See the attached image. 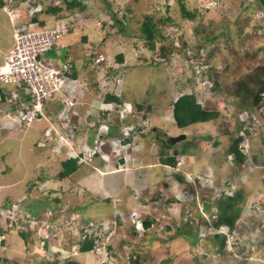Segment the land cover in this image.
Instances as JSON below:
<instances>
[{"label": "rangeland", "instance_id": "374dc122", "mask_svg": "<svg viewBox=\"0 0 264 264\" xmlns=\"http://www.w3.org/2000/svg\"><path fill=\"white\" fill-rule=\"evenodd\" d=\"M17 1L22 23L33 15L49 25L57 20L69 23L71 31L63 40L67 47L56 45L45 56L74 62L77 93L88 86L102 109L108 104L107 92L132 105L121 104L115 108L121 111L103 114L88 102L64 122L59 101L58 106L49 102L46 108L55 113L45 112L53 121L46 127L44 116L30 124L12 118L20 106L13 104L12 96L7 99L4 89L0 202H14L23 216L31 217L27 223L18 222L16 216L17 224L0 227V264H64L71 256L82 264H132L133 259L142 264H264V101L263 113L252 111L262 124L254 121L244 138L249 144L245 166L236 167L226 153L237 132L244 134L243 127L252 122L248 110L256 88L264 82V12L256 1L186 0L188 7L198 9L193 20L181 16L177 0H84L83 8H64L60 14L44 9L49 0ZM145 14L156 15L161 26L153 51L138 36ZM161 16L167 21H160ZM13 34V21L0 7V64L13 46ZM195 52L208 60L202 67ZM120 53L123 61L118 59ZM98 54L105 56L101 63L94 62ZM210 65L211 77L201 79V70ZM88 89L83 88L86 98ZM190 92L205 108L218 109L220 116L178 127L170 110L179 95ZM110 124H121L120 137L125 141L113 143L108 138ZM181 135L186 137L176 140ZM173 147L185 155L184 165L176 164L178 169L156 165L152 170L146 163ZM77 155V172L59 179L61 161ZM108 171H119L121 179L116 173L108 177L121 182V195H108L109 186L94 189ZM152 172L155 177L150 181ZM237 187H243L246 200L232 236L237 245L230 238L228 247L217 252L208 239L215 229L205 225L212 220L204 203L215 212L220 193L231 194ZM138 195L148 203L142 210L131 209ZM140 212L142 220L153 221L149 229L137 231L131 223L129 216ZM117 215L122 219L114 226ZM88 223H102L99 250L80 252L74 246H80L79 230Z\"/></svg>", "mask_w": 264, "mask_h": 264}, {"label": "built area", "instance_id": "2783aa9c", "mask_svg": "<svg viewBox=\"0 0 264 264\" xmlns=\"http://www.w3.org/2000/svg\"><path fill=\"white\" fill-rule=\"evenodd\" d=\"M4 2L3 8L13 21L14 34L13 46L0 64V85L7 90V99L12 96L10 100L14 98L13 104L16 103L17 107L20 106L14 118L19 123L22 119L30 124L45 115L46 104L55 101L58 106L59 101L62 107L63 119H67L83 95V88L82 92L77 93L76 79L71 76L72 64L70 62L65 61L59 65L55 64L47 59L45 52L59 45L61 40L70 33L69 23L57 20V23L52 25L47 24L46 21L42 24L40 20L32 21V17L28 22L22 23L19 22L21 19L20 4L18 5L16 0H4ZM34 12L35 10H32V14ZM34 24L38 26L32 27ZM104 59L105 56L99 54L95 59V63H100ZM263 95L259 100L257 109L260 113L263 111L261 105L264 101ZM248 113L252 114L250 115L252 116V122L250 121V124L245 126L244 129L251 131L254 127V121L257 126L262 122L257 120L253 113L249 111ZM240 148L246 153L249 152V144L245 140L240 143ZM21 213L22 211L18 209L15 203L11 207L0 205V224H17L16 221L19 218L15 220V217L22 215ZM96 229L97 225L90 223L89 225H83L79 231L83 239L88 236L95 237L97 241L95 249L99 250L100 245L98 246V244L101 232L100 229ZM237 230V228L233 230L227 241L233 238L232 236ZM235 241L238 240L233 241L234 245H237ZM228 245L229 243L226 247ZM231 245L233 246V243ZM74 249H77V246H74ZM104 249L106 250L105 256H107L109 253L108 247L106 246Z\"/></svg>", "mask_w": 264, "mask_h": 264}, {"label": "trees", "instance_id": "16d2710c", "mask_svg": "<svg viewBox=\"0 0 264 264\" xmlns=\"http://www.w3.org/2000/svg\"><path fill=\"white\" fill-rule=\"evenodd\" d=\"M48 4H46V11L50 13H59L64 10V8L74 9L76 7L83 8L86 5V1L84 0H58L56 3V0H49ZM257 3V6L260 10L264 12V0H255ZM179 5V11L181 16L184 19L187 20H193L195 17L199 14L197 8H191L187 6L186 0H177ZM4 4L3 0H0V7H2ZM145 17L143 18V21L141 22L140 28H139V37H142L149 47L150 50H156V39L160 36L161 26L157 22V16L154 14H145ZM160 21H167L166 16H161ZM158 19V20H159ZM32 21H39L38 17L35 15L31 18ZM40 23L44 24L45 20H40ZM124 24V23H123ZM125 25V24H124ZM185 44V43H184ZM164 46L162 45L160 47L161 50L164 51ZM194 56L199 58L198 59V65L203 66L206 64V59L201 58L200 52H195ZM118 59L120 61H123L124 57L123 54H118ZM72 64L71 66V76L73 78L78 77V69L74 62H70ZM207 66V65H206ZM202 69V68H201ZM211 70H213V66L210 65L208 67H204L202 71V78L203 77H211ZM215 83V82H214ZM215 88V86H213ZM264 92V82H262L257 88L256 93L254 95V102L251 108H249V112L253 111L254 108L256 110L258 109L259 99L262 98V94ZM8 95V94H7ZM6 95L4 93V87L0 85V99L2 101H5ZM28 98V97H27ZM104 100L107 102H115V103H121V97L114 92H107L105 94ZM138 109H143V105L138 103L137 104ZM148 108H151L150 105H148ZM172 112L173 116L176 122V125L180 128L187 127L191 125L192 123L196 122H206V121H212L214 119H217L220 116V111L218 109H208L203 106V104L198 100L195 93H183L177 97V99L173 102L172 106ZM246 134H250V131L248 129L244 130ZM118 134V133H114ZM244 139V135L238 134V136L234 137L230 144L226 148V153L231 154L233 156L232 162L236 167L242 166V163H244L246 160L249 159V156L246 152H244L240 148V142ZM91 142V139L89 140ZM254 159L258 160V156L256 154H253ZM80 166L79 162V156H71L68 158H65L61 161V168L57 174L59 179H64L66 177H69L74 172L77 171V169ZM56 201H58L57 198H55ZM245 193L243 187H237L233 190L231 194H226L224 192L220 193V195L217 197L216 200V210L215 212L211 210V205L208 202L204 203V209L207 211L210 215V218L212 221L205 222L206 227H213L216 229L220 228H226L228 231L231 232L234 227L236 226V223L238 219L240 218L242 211L244 209V203H245ZM4 206H9L10 202L3 201ZM264 204V202H263ZM32 213V211H31ZM35 213L33 212L32 215ZM31 217L28 216L27 219ZM30 220V219H29ZM152 221L145 220L144 225L146 227H149L151 225ZM0 227L1 224H0ZM21 236L26 237L25 231H21ZM210 240L211 246L216 249L217 252H223L226 241H227V234L225 232L216 231L211 236L208 237ZM95 247V239L92 236L86 237L84 240L83 238L80 240V247L79 250L81 252H88L91 251ZM58 253H62L58 251ZM57 260H54V263ZM132 264H142L138 259L131 260ZM59 264V261H58ZM64 264H82L76 257L71 256L70 258H67Z\"/></svg>", "mask_w": 264, "mask_h": 264}, {"label": "crops", "instance_id": "0c3cea01", "mask_svg": "<svg viewBox=\"0 0 264 264\" xmlns=\"http://www.w3.org/2000/svg\"><path fill=\"white\" fill-rule=\"evenodd\" d=\"M65 39V38H64ZM63 39V40H64ZM61 41L60 42V44L58 45V47H60V46H62V47H67V45L64 43L63 44V42L64 41ZM68 52H67V54L69 53V50H67ZM67 56V55H66ZM48 60H50V61H52V62H54L55 64H60V62H57V61H55V60H53V59H51V58H47ZM66 60V59H65ZM64 60V61H65ZM63 63V62H62ZM77 81H78V79H76ZM82 87H83V85H82ZM84 89H88V86H84L83 87ZM90 90L88 89L87 90V93L89 92ZM90 94H89V96L86 98V96H84L85 94H86V92H84V94L81 96L82 98H83V100L81 101V99L79 100V104H78V106L76 107V109H77V113H78V110H80L81 109V107H83V105H85V103H87L88 104V102H89V104H90V102H92V104H95V101H96V99H94V96H93V92H89ZM98 101V100H97ZM121 103H115V102H107V101H105L106 103H108L107 105H109V106H107V105H103L104 107H106V108H99L97 105L100 103V102H98L97 103V105L96 106H94L95 108H93L92 110H95V109H101V112L100 113H103V114H111V113H113L112 111L114 110H116V111H121V109H119V110H117V109H115L116 107H118V106H122L121 104H125V107L126 108H129V107H131L130 105H132L131 103H127V102H125V101H123L122 99H121ZM104 102V103H105ZM102 103V102H101ZM48 104H46V106H47ZM82 105V106H81ZM46 106H45V112H46V114H47V112H50V113H55V111H53V109H51L50 107H47L46 108ZM125 107L123 106V109H125ZM110 109V110H109ZM124 111V110H123ZM171 111V113H172V109L170 110ZM58 113V112H57ZM92 113V112H91ZM44 115V119H46L45 121L47 122V126L46 127H52L51 125L53 124V121H51V120H49V118L47 117V115ZM173 115V114H172ZM4 118H6V116L4 117ZM173 119H174V117H173ZM90 122L91 123H93V119L90 117ZM57 122H58V119H57ZM48 123H49V125H48ZM56 123V122H55ZM122 123V122H121ZM190 126V125H189ZM45 127V128H46ZM122 128V126H121V124H110V128H108L109 129V131H108V138H110L111 139V141L113 140V139H116V138H120V136H121V134H120V129ZM186 128V127H185ZM51 129V128H50ZM114 133H118V134H114ZM198 134H201L200 136H202V134H205V133H203V132H199ZM200 136H199V138H200ZM198 137H196V139H197ZM91 139V137H89L87 140L89 141ZM140 145H142V144H140ZM139 145V146H140ZM189 145V144H188ZM187 145V146H188ZM141 147V146H140ZM164 147V146H163ZM135 148H137V149H140L139 147H138V145L136 144L135 145ZM145 148V147H144ZM203 149V148H202ZM187 150H189L190 151V149H187ZM158 151V150H157ZM165 151V152H164ZM180 155H182V152H179V151H177V149L176 148H165L163 151H162V154L161 155H155L154 156V158L153 157H151L152 158V160H148V162H146V163H149V165H152L151 167V169L153 170V167L154 166H156V165H158V166H162V167H173L174 169L176 168V169H178L177 167L178 166H176V164H177V161H178V156H180ZM133 158H134V155H133ZM184 158H185V155H184ZM107 158L105 157V159L104 160H106ZM100 161L101 163H104L105 164V166H108V164L106 163V161ZM141 161V160H140ZM184 161H185V159L183 160V162H182V164L184 165ZM152 162H154V163H152ZM142 163H145V162H142ZM141 163V164H142ZM232 163V162H231ZM233 164V163H232ZM176 166V167H175ZM186 168V167H185ZM206 169H208V166H207V168ZM210 169V168H209ZM78 170V169H77ZM186 172L188 171V172H191V170L187 167L186 169ZM77 172V171H76ZM76 172H74V173H76ZM117 172H119V171H114V172H112V171H108V172H105V173H103L102 175H104L103 176V179H102V183H103V185H101L102 183H100V184H98V186H99V188H94L95 190H101V189H106L105 187H107V186H109V190L107 191L109 194L108 195H113L114 194V196H117V195H121V193L123 192L122 191V189H121V182H120V184H117V183H114V182H116V180L114 181V179L113 180H111V181H109V177L108 176H114V174H112V173H116L117 174ZM73 173V174H74ZM211 174H212V171L210 172ZM187 174V173H186ZM120 174H117V175H115V177H117V176H119ZM71 176V175H70ZM214 176V175H213ZM155 176H154V173L152 172V174H151V176H149V178H148V180H152L153 178H154ZM119 179H121V177L119 176L118 177ZM118 178H116L117 180H119ZM140 180H141V184H139L138 185V188H142L143 186H144V184H143V181H144V179L143 178H140ZM121 181V180H120ZM99 182V181H98ZM139 197H141V195H138ZM138 196H136L137 197V199L138 200H134V203H133V205L131 206V209H134V210H142L143 208H145V206L147 205V203L148 202H146V201H148V200H146V199H144L143 197H141V199L138 197ZM126 198V197H125ZM145 201V204H143V202ZM141 205H143V206H141ZM125 208V207H124ZM124 208H121L120 207V210L122 211V209H124ZM150 228V227H149ZM148 228V229H149Z\"/></svg>", "mask_w": 264, "mask_h": 264}, {"label": "clouds", "instance_id": "9594fccd", "mask_svg": "<svg viewBox=\"0 0 264 264\" xmlns=\"http://www.w3.org/2000/svg\"><path fill=\"white\" fill-rule=\"evenodd\" d=\"M24 1H27V0H24ZM3 2H4V0H3ZM16 2H17V4L19 3L17 0H16ZM4 5H5V2H4V4H3V6L1 7L2 9H3V11L6 13V11L4 10ZM46 6V5H45ZM46 10V9H45ZM57 14V13H56ZM8 15V14H7ZM9 16V15H8ZM33 16H35V15H33ZM32 16V17H33ZM21 18V17H20ZM39 19V18H38ZM39 20H45V19H39ZM23 20H21L20 19V21L19 22H22ZM46 21V20H45ZM58 21H60V20H58ZM65 38V37H64ZM63 38V39H64ZM62 39V40H63ZM61 40V41H62ZM99 55V54H98ZM105 60V59H104ZM103 60V61H104ZM65 62V61H64ZM94 62H95V59H94ZM101 63V62H100ZM60 64H62V63H60ZM59 65V64H58ZM75 79H78V78H75ZM201 79H202V77H201ZM203 79H206V80H209L207 77H203ZM78 82H77V80H76V84H77ZM5 89V88H4ZM85 90V89H84ZM83 94H84V91H83ZM120 96V95H119ZM78 104H79V102H78ZM78 104L76 105V107L78 106ZM76 107H75V109H76ZM75 109H74V111H75ZM72 112L73 114L75 113V112ZM133 110H130V112H132ZM249 111V110H248ZM173 113V112H172ZM250 113H252V111L250 112ZM16 115H13L12 116V118H14ZM174 117V116H173ZM121 119L123 120H125L126 118H125V116H124V114H121ZM64 120V122H66V120L65 119H63ZM175 120V119H174ZM109 128V127H108ZM244 128V127H243ZM245 130V129H244ZM108 131H109V129H107L106 130V133H108ZM250 131V130H249ZM242 133H244V134H242V135H244V138H245V136L247 135L246 133H245V131L244 132H242ZM250 133H251V131H250ZM241 134V133H240ZM237 136H238V132H237ZM118 140H120L121 142H123V141H125V138L124 137H120V138H116V139H113L112 141H113V143L115 142V141H117L118 142ZM243 140H245V139H243ZM242 140V141H243ZM97 141V140H96ZM127 141V140H126ZM241 141V142H242ZM240 142V143H241ZM240 146V145H239ZM248 154V153H247ZM77 156H79V155H77ZM181 156V158H179V160L177 161V164L178 163H182L183 162V160H184V155L182 154V155H180ZM229 156H230V160H231V162H232V158H233V156L231 155V154H229ZM249 160V159H248ZM247 162V160L244 162V163H242V165L243 166H245V163ZM233 163V162H232ZM227 194V193H226ZM3 201H1L0 202V205H3ZM14 202H10L9 204V206H7V207H11L12 206V204H13ZM4 206V205H3ZM22 208L24 209V207L22 206ZM264 208V207H263ZM215 210H216V208H215ZM22 211V210H21ZM124 217V216H123ZM130 219H131V223L137 228V231H140V230H143L144 228H146V229H148L149 227H151L154 223H153V221H152V223H151V225L149 226V227H146L145 225H144V221L145 220H147V219H144V220H142V214H141V212H140V214H138V213H133V214H131L130 216ZM28 218V216H23V215H19V221L18 222H20V221H23V222H29L30 220L29 219H27ZM119 218H121L120 216H116V219L117 220H115V222H113V225L114 226H117V224H118V222H119ZM122 219V218H121ZM124 219H126V217H124ZM242 220V216H240V218L238 219V221H237V223H236V226L234 227V229L235 228H237V224L239 223L240 224V221ZM139 222V223H138ZM209 222V221H208ZM6 224V223H5ZM90 223H88V225H89ZM95 224V223H94ZM102 224V223H101ZM101 224H95V225H97V229L96 230H99V229H101ZM4 224H2L1 226H3ZM112 225V226H113ZM242 225V224H241ZM246 225H248V224H246ZM243 226V225H242ZM262 227L264 226V224L263 225H261ZM215 229V232L216 231H220V232H225L226 234H227V240H228V238H229V235H231L232 234V232H233V230L231 231V232H226V231H223V230H221V228L220 229H216V228H214ZM93 237V236H92ZM94 239H95V246H96V244H97V241H96V238L95 237H93ZM82 238H80V240H81ZM80 240H78V243L80 242ZM84 240V239H83ZM234 240H238V239H234L233 238V241ZM227 243H228V241H226V245H227ZM225 245V246H226ZM77 246V245H76ZM78 247V246H77ZM80 247V246H79ZM79 247L77 248V249H79ZM108 247V246H107ZM93 249H95V247L93 248ZM92 249V250H93ZM80 251V250H79ZM230 251L232 252V250L230 249ZM81 252V251H80Z\"/></svg>", "mask_w": 264, "mask_h": 264}, {"label": "water", "instance_id": "95a60500", "mask_svg": "<svg viewBox=\"0 0 264 264\" xmlns=\"http://www.w3.org/2000/svg\"><path fill=\"white\" fill-rule=\"evenodd\" d=\"M182 137H183V138H185V137H186V135H183V136H182V135H181V136H178V137L176 138V140H178V139H181ZM176 140H175V141H176Z\"/></svg>", "mask_w": 264, "mask_h": 264}]
</instances>
